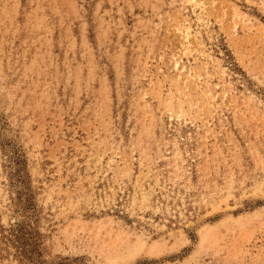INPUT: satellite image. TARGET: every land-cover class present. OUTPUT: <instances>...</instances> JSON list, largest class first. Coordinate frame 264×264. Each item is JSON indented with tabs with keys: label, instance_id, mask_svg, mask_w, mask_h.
Masks as SVG:
<instances>
[{
	"label": "rangeland",
	"instance_id": "rangeland-1",
	"mask_svg": "<svg viewBox=\"0 0 264 264\" xmlns=\"http://www.w3.org/2000/svg\"><path fill=\"white\" fill-rule=\"evenodd\" d=\"M0 264H264V0H0Z\"/></svg>",
	"mask_w": 264,
	"mask_h": 264
},
{
	"label": "trees",
	"instance_id": "trees-1",
	"mask_svg": "<svg viewBox=\"0 0 264 264\" xmlns=\"http://www.w3.org/2000/svg\"><path fill=\"white\" fill-rule=\"evenodd\" d=\"M18 241H20L21 240V238H16ZM20 243V245L23 247V243H21V242H19Z\"/></svg>",
	"mask_w": 264,
	"mask_h": 264
},
{
	"label": "bare ground",
	"instance_id": "bare-ground-1",
	"mask_svg": "<svg viewBox=\"0 0 264 264\" xmlns=\"http://www.w3.org/2000/svg\"><path fill=\"white\" fill-rule=\"evenodd\" d=\"M186 38V37H185Z\"/></svg>",
	"mask_w": 264,
	"mask_h": 264
}]
</instances>
